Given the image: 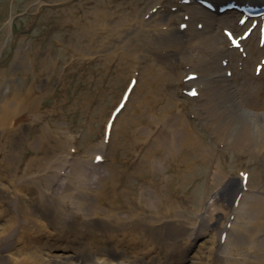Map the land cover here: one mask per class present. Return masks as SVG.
Returning <instances> with one entry per match:
<instances>
[{"label": "bare ground", "instance_id": "1", "mask_svg": "<svg viewBox=\"0 0 264 264\" xmlns=\"http://www.w3.org/2000/svg\"><path fill=\"white\" fill-rule=\"evenodd\" d=\"M187 1L189 4L182 3L178 8L192 15L189 29L196 25V14H202L197 23L205 21V33L197 30L190 36L195 43L204 45L207 55L201 51L202 56H192L187 29L182 30L173 19L170 21L169 10L160 0H155L145 11L148 13L156 7L147 20L141 8L132 9L116 20L111 6L95 11L93 24L97 30L91 37L94 42L102 34L99 48L107 59L128 53V59H133L131 68L134 60L141 58L151 64L147 72L153 76L145 78L149 87L144 106L155 90L161 93L159 78L173 73L181 79L185 74L181 63L188 60L185 64L195 77L180 83L187 90H197V95L206 96L203 108L216 115V133L212 139L237 153L234 164L245 169L243 174L228 176L224 170L227 164L205 145V136L187 133L190 121L177 100L178 114L173 116L175 119L166 131L170 132L169 136L161 134L164 127L151 129L146 123H138L144 134L134 152L138 162H128L120 175L115 166L108 168L101 163L88 185L72 184L69 176L79 174L89 159L43 149L45 171L41 177L45 181L50 179L51 186L56 180L58 184L53 191L28 172L26 163L19 164L21 158L27 160L31 154L22 155L21 146L27 138L23 130L33 124L29 117L36 106L24 99H4L0 104V137L5 135L12 142L6 155L0 145V264H239L245 252V256L250 255L251 247L254 252L248 264H264V159L248 165L240 153L242 149H249L250 155L257 148L264 150V65L256 77L250 78L236 69L233 79L237 81L238 91L233 90L231 82H226L230 65L223 67L218 62L221 55H228L230 44L219 42L217 30L212 32L211 22L219 13L206 12L202 0ZM210 1L217 6L225 5L224 0ZM253 1V5L258 4L257 0ZM175 8L170 6V10ZM124 26L127 31L123 30ZM125 34L127 37L121 41L119 38ZM107 39L117 43L109 48ZM120 44L129 46L124 52L112 55ZM253 47L257 57L264 58V47ZM208 51L216 57L209 58ZM220 97L229 101L224 104ZM168 100L164 103L167 107L173 103ZM124 113L123 109L115 120L117 128H125L119 124ZM246 114L253 115L255 124L245 120ZM148 116L156 118L153 112ZM137 122L136 118L131 124ZM101 146L106 148L104 138L97 147L88 148L89 153ZM216 153L227 156L219 149ZM65 156L66 162L72 158L70 164L62 163ZM21 165L23 170L19 172ZM211 167L215 188L209 192L198 188L196 191L201 193L194 198L199 199L191 200L187 195L195 187L197 177L206 175ZM52 168L54 176L52 172L48 174ZM108 176L116 182L111 198L102 193L105 186L101 179ZM66 194L72 200L64 202L67 205L64 207L61 202ZM246 207L250 213L245 216L247 221L241 223L239 219Z\"/></svg>", "mask_w": 264, "mask_h": 264}, {"label": "rangeland", "instance_id": "2", "mask_svg": "<svg viewBox=\"0 0 264 264\" xmlns=\"http://www.w3.org/2000/svg\"><path fill=\"white\" fill-rule=\"evenodd\" d=\"M183 1L160 0V3H164L166 10H169L167 13H169L170 21L173 19L176 21L175 24L178 26L180 24L185 28L184 30L187 29L191 47L188 50L191 53L194 52L192 56H202L201 51L207 55L204 45L202 47L201 43H195L190 36L192 31L198 30L205 33L203 31L206 29L205 21L197 23V20L202 18V14H196V25L189 29L191 26L188 21L192 15L185 9L178 8V5L184 3ZM154 2L155 0H0V104L4 99L17 98L29 101L36 106L29 117L33 124L23 130L27 138L21 146L22 155L27 152L31 154L27 160L21 158L19 164L26 163L25 167H29L28 172L33 173L51 190L54 191L58 183L53 180L54 186L48 185L50 179L45 181L41 177L45 171L42 163V157L45 155L42 152L43 149L55 150L58 154L62 152L63 155L69 152L68 156L71 153L79 154L80 157L89 159L88 162L85 161L79 174L69 176V181L74 182L72 184L84 186L87 183L88 185L90 177L94 175L101 163L108 168L115 166L120 175L128 162L131 164L138 162L134 152L138 144L142 143L139 139H142L144 135L142 129L137 126L138 123H146L151 129L164 127L161 134L169 136L170 132L166 131L170 129L172 120L175 119L173 116L178 114L175 103L177 100L183 105L184 116L190 121L186 129L187 133L194 132L202 137L205 136L203 138L205 145L212 150L215 157L217 155L227 164V166L224 165V170L228 176L233 173L243 174L245 169L237 168L238 165L236 167L234 164L237 162L235 157L237 153L225 147L219 140L212 139L216 133L214 122L216 115L203 108L202 102L206 96L203 93L192 96L186 86L180 83L181 81L187 83L195 77V73H191L193 70L185 64L188 60L182 61L180 67L181 69L184 67L185 76L178 79L171 73L160 77L158 83L162 89L161 93L155 90V95H149L147 106H144V96L149 87L145 81L153 76L152 72H147L151 64H146V61L139 57L141 59L134 60V67L131 68L133 59H128V53L117 55L114 59L105 58L106 53L101 50V47L99 48L101 33L93 42L91 36L94 30H97L93 24L95 11L106 10L111 6L114 11L113 19L116 20L132 9L141 8V11L137 10L141 14L144 13L147 20L154 14L156 7L150 9L148 13L145 11ZM171 5H175L176 8L170 10ZM206 12L210 13V9L206 8ZM214 13L215 11H212V14ZM239 14L231 10L215 14V18H212L211 25L214 27L212 32L217 30L219 42L230 43L229 38L228 40L225 38L224 27L241 34L249 26L251 20L244 25L238 23ZM125 27L123 30H126ZM126 37L125 34L119 39L122 41ZM105 41L109 42L110 39ZM246 41L242 48H231L228 50V55L220 54L218 59L221 66L230 65L229 71L226 72L228 76L226 82H231L236 92L238 91L237 86L235 87L237 81L233 79L236 69L242 70L247 78L256 77V72L259 71L257 65L260 63V58L253 52V45L263 47L259 44V25ZM92 43L98 44L93 46ZM116 43L110 41L109 48ZM118 46L121 47L117 52L111 53L112 55L124 52L129 44ZM208 57L216 56L208 51ZM230 57L235 58L230 60ZM258 77L261 76L258 75ZM167 100L173 101L168 104V107L164 105ZM219 101L226 104L229 98L221 99L220 97ZM123 109L126 113L120 118L119 124L121 122V126H125L124 129L117 128L115 124V120ZM144 110H146L145 114ZM150 112L154 113L155 120L152 116H148ZM136 118L137 124H131ZM245 120L255 124L252 114H246ZM148 131L149 129L145 133ZM103 138L106 148L101 146L102 148H98V151L93 152V150L89 153L88 148L97 147ZM11 142L12 139L5 135L0 137L1 149L5 155ZM72 142L74 146L71 147ZM217 149L224 151L227 156L217 154ZM240 153L248 165L258 164L264 159V150L260 151L259 148L255 150L254 155H250L249 149H242ZM95 155L96 158H94ZM66 161L67 159L62 163L70 164L72 158L68 160L69 162ZM58 164L60 167L61 161ZM245 168L249 169L248 166ZM22 170L21 165L19 172ZM215 170L216 168H213V171ZM50 172L53 176L55 175L54 169L48 174ZM61 172L64 173L62 170ZM101 180H104L101 184L105 186L102 190L103 196L113 197L116 182L109 176ZM197 180L195 187L187 195L191 200L199 199V197L194 198L201 193L196 191L198 188L203 189L204 192L215 188L212 182V167L206 175L204 173L199 175ZM162 184L164 185L165 182L163 181ZM175 187H178V184ZM108 189L110 192H107ZM71 200L72 197L66 194L62 196L61 203L66 207L64 202ZM56 208L59 209V202ZM247 209L246 207L245 214H242L243 217L239 219L241 223L247 221L245 216L250 213ZM236 215L238 216V212ZM242 228L244 229L243 226ZM249 250L250 255L245 256V252L239 264H248L254 247Z\"/></svg>", "mask_w": 264, "mask_h": 264}, {"label": "snow or ice", "instance_id": "3", "mask_svg": "<svg viewBox=\"0 0 264 264\" xmlns=\"http://www.w3.org/2000/svg\"><path fill=\"white\" fill-rule=\"evenodd\" d=\"M191 94H192V95H196L197 93H196L195 91H193ZM121 107H122V105H121Z\"/></svg>", "mask_w": 264, "mask_h": 264}]
</instances>
